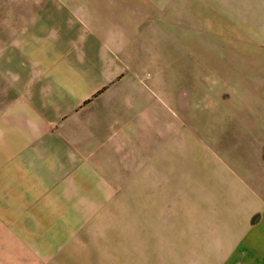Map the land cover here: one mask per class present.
<instances>
[{
    "label": "crops",
    "instance_id": "crops-1",
    "mask_svg": "<svg viewBox=\"0 0 264 264\" xmlns=\"http://www.w3.org/2000/svg\"><path fill=\"white\" fill-rule=\"evenodd\" d=\"M150 5L0 0V264H82L122 198L166 177L187 144L223 165L193 177L175 264H264V110L240 123L247 139L228 130L201 150L173 137L136 33V17L161 15ZM229 137L254 152L227 151ZM159 264H173L166 251Z\"/></svg>",
    "mask_w": 264,
    "mask_h": 264
},
{
    "label": "rangeland",
    "instance_id": "rangeland-1",
    "mask_svg": "<svg viewBox=\"0 0 264 264\" xmlns=\"http://www.w3.org/2000/svg\"><path fill=\"white\" fill-rule=\"evenodd\" d=\"M137 1L162 10L136 17V33L143 30L157 92L166 94L169 114L179 123L180 133L172 136L199 140L201 150L228 130L247 139L240 123L264 110V90L257 86L264 84V0ZM236 140L229 137L227 151L254 152L248 141ZM195 153L193 144L184 145L178 159L166 160V177L153 174L148 191L125 195L96 247L88 242L82 264H150L151 258L159 264V251L175 264L182 238L192 235L182 224L192 217L193 177L202 176L207 164L223 165L213 154L196 159ZM225 200L230 202L227 195Z\"/></svg>",
    "mask_w": 264,
    "mask_h": 264
}]
</instances>
